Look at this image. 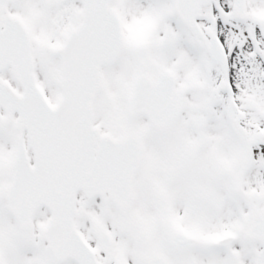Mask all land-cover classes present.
<instances>
[{
  "label": "snow or ice",
  "instance_id": "snow-or-ice-1",
  "mask_svg": "<svg viewBox=\"0 0 264 264\" xmlns=\"http://www.w3.org/2000/svg\"><path fill=\"white\" fill-rule=\"evenodd\" d=\"M0 264H264V0H0Z\"/></svg>",
  "mask_w": 264,
  "mask_h": 264
}]
</instances>
